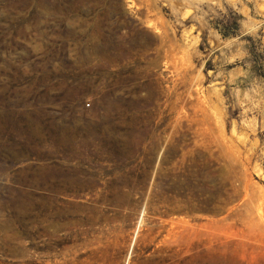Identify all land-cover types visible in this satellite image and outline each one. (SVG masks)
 I'll return each instance as SVG.
<instances>
[{
    "label": "rangeland",
    "instance_id": "374dc122",
    "mask_svg": "<svg viewBox=\"0 0 264 264\" xmlns=\"http://www.w3.org/2000/svg\"><path fill=\"white\" fill-rule=\"evenodd\" d=\"M0 264H264V0H0Z\"/></svg>",
    "mask_w": 264,
    "mask_h": 264
}]
</instances>
